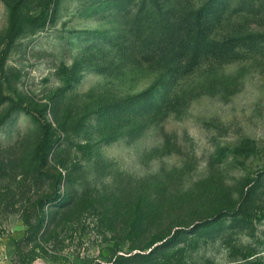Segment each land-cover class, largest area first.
<instances>
[{
  "label": "rangeland",
  "instance_id": "374dc122",
  "mask_svg": "<svg viewBox=\"0 0 264 264\" xmlns=\"http://www.w3.org/2000/svg\"><path fill=\"white\" fill-rule=\"evenodd\" d=\"M208 1L0 0V264H264V49L187 65Z\"/></svg>",
  "mask_w": 264,
  "mask_h": 264
},
{
  "label": "trees",
  "instance_id": "16d2710c",
  "mask_svg": "<svg viewBox=\"0 0 264 264\" xmlns=\"http://www.w3.org/2000/svg\"><path fill=\"white\" fill-rule=\"evenodd\" d=\"M220 0H209L196 12L195 32L182 43L180 55L185 63L191 65V58H197L204 54L210 58H221L230 61L240 57H249L253 52L264 49V35L256 32L227 34L221 41L213 37L214 20L211 15L219 18L221 9ZM223 8V7H222ZM43 141L38 145V151L44 148ZM260 179V178H259ZM259 179H255L257 182ZM257 184V183H256ZM147 253H141L144 255ZM144 259V258H142ZM144 260H151L144 259ZM119 262H127L120 260Z\"/></svg>",
  "mask_w": 264,
  "mask_h": 264
}]
</instances>
